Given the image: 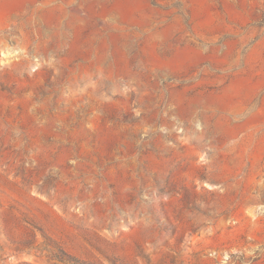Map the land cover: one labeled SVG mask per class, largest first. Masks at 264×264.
<instances>
[{
	"label": "rangeland",
	"instance_id": "1",
	"mask_svg": "<svg viewBox=\"0 0 264 264\" xmlns=\"http://www.w3.org/2000/svg\"><path fill=\"white\" fill-rule=\"evenodd\" d=\"M0 264H264V0H0Z\"/></svg>",
	"mask_w": 264,
	"mask_h": 264
}]
</instances>
